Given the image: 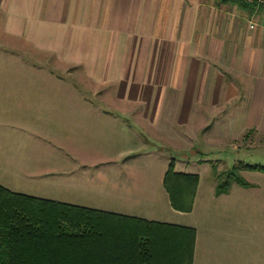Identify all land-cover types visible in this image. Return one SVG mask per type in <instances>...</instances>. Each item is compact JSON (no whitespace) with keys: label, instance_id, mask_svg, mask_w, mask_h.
<instances>
[{"label":"crops","instance_id":"1","mask_svg":"<svg viewBox=\"0 0 264 264\" xmlns=\"http://www.w3.org/2000/svg\"><path fill=\"white\" fill-rule=\"evenodd\" d=\"M0 32L41 63L0 70V186L13 193L188 226L173 218L194 210L198 183L192 210H174L167 167L151 182L141 175L150 167L134 165L140 155L158 156L153 140L186 156L226 121L264 126V11L219 0H0ZM193 228L192 264H264V230L226 231L219 245Z\"/></svg>","mask_w":264,"mask_h":264},{"label":"trees","instance_id":"2","mask_svg":"<svg viewBox=\"0 0 264 264\" xmlns=\"http://www.w3.org/2000/svg\"><path fill=\"white\" fill-rule=\"evenodd\" d=\"M253 11L245 0H219ZM264 172V165H244ZM251 184L236 166L215 185ZM198 175L174 170L162 185L174 210H192ZM195 229L13 193L0 186V264H192Z\"/></svg>","mask_w":264,"mask_h":264},{"label":"rangeland","instance_id":"3","mask_svg":"<svg viewBox=\"0 0 264 264\" xmlns=\"http://www.w3.org/2000/svg\"><path fill=\"white\" fill-rule=\"evenodd\" d=\"M0 53L30 55V59H24V61L0 62V70L5 69V64H23L24 68L30 65V69L38 67L39 64L41 66L33 50L7 39L1 32ZM45 67L61 69L63 79L68 80L67 82L71 80L70 73H67L68 70L57 65L52 59L45 58ZM72 79L75 80L74 77ZM212 128H214L213 125L207 127L205 141H202L201 136H198L200 137L198 140H191L190 143L194 146L186 156H180L178 151L170 150L161 142L152 140L154 145L160 147L157 151L158 156L146 161L141 154L134 165L141 170L150 167V172H143L141 175L144 177L149 175L151 182H154L155 177L159 180L171 158L174 159L176 170L197 174L199 180L194 210L189 214L177 215L173 220L195 227L200 234L213 232L214 240L221 245L219 241L225 238L226 231L233 234V229H252L254 232L264 230V172L244 166L245 164L264 165V126L261 124L241 125L237 122L226 121L221 126L220 132H211ZM131 158L133 157L129 159ZM232 165L236 166L237 173L249 182L251 187L244 188L232 182L228 191L221 193L226 195H214L215 185L225 178V173ZM140 207L150 208L151 206ZM217 235L219 240H217ZM228 239L232 240L233 244V235Z\"/></svg>","mask_w":264,"mask_h":264},{"label":"built area","instance_id":"4","mask_svg":"<svg viewBox=\"0 0 264 264\" xmlns=\"http://www.w3.org/2000/svg\"><path fill=\"white\" fill-rule=\"evenodd\" d=\"M254 6L255 11H264V0H245Z\"/></svg>","mask_w":264,"mask_h":264}]
</instances>
